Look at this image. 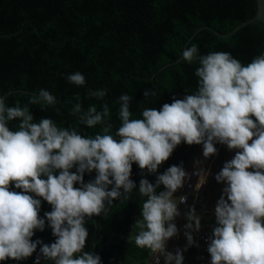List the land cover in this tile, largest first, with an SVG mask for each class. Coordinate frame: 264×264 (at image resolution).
I'll return each instance as SVG.
<instances>
[{
    "label": "clouds",
    "instance_id": "1",
    "mask_svg": "<svg viewBox=\"0 0 264 264\" xmlns=\"http://www.w3.org/2000/svg\"><path fill=\"white\" fill-rule=\"evenodd\" d=\"M182 56L199 64L197 91L174 98L159 110L145 109L141 119L130 118L132 97L122 94L121 125L115 135L110 134L106 104L100 111L95 105L83 111L79 102L73 107L81 123L90 128L103 125L101 133L85 136L50 118L34 122L27 105L17 102L9 107L0 96V261L28 258L40 245V256L54 264H101L98 254L84 251L89 236L86 218L106 212V205L122 194L129 199L127 194L136 187L130 179L133 163L154 173L184 142L202 144L205 158L217 153L216 143L238 150L215 176L226 186L215 206L216 226L207 248L211 264H264V53L244 65L228 52L200 55L193 44ZM67 79L85 84L80 72ZM106 94V89L89 93L97 99ZM150 95L155 92H144L146 98ZM28 103L43 108L56 99L40 89ZM14 120L19 121L15 131L9 127ZM93 170L95 179L85 183L84 173ZM202 173L206 172H196L197 190L206 181L207 173L201 178ZM188 176L182 165L170 166L155 184L143 178L139 182L138 192L147 199L134 224L140 229L134 242L155 254V264H160L161 256L164 264H183L182 251H167V241L178 233L173 221L180 215L178 204L187 200L173 194ZM13 185L21 191L11 190ZM160 185L165 190L157 194ZM35 197L51 205L44 218L39 216L41 199ZM185 217L184 227L190 231L184 235L192 245L191 231L200 230L201 217L194 208ZM45 219L56 237L51 244L31 239L35 230H44ZM40 256L35 264H40Z\"/></svg>",
    "mask_w": 264,
    "mask_h": 264
},
{
    "label": "trees",
    "instance_id": "2",
    "mask_svg": "<svg viewBox=\"0 0 264 264\" xmlns=\"http://www.w3.org/2000/svg\"><path fill=\"white\" fill-rule=\"evenodd\" d=\"M256 9V0H0V96L27 92L10 94L6 105H27L34 122L50 118L59 127L74 128L85 136L101 133L103 125L90 128L81 123L80 114L72 113L73 107L79 102L83 111L92 105L100 111L106 104L110 134L115 135L121 125L118 101L122 94L132 97L130 118L141 119L145 109L159 110L174 98L183 99L197 91L198 62L189 63L183 57L178 61L187 47L197 45L200 55L228 52L244 65L264 53L261 23L247 25L227 38L208 29L227 34L253 18ZM75 72L83 74L84 85L68 81V75ZM40 89L49 91L56 103L43 108L29 104ZM101 89L107 90L102 99L89 95ZM145 91L155 95L146 98ZM18 123L10 121V129L17 130ZM200 146L181 142L154 173L133 163L130 179L136 187L127 194L129 199L122 194L106 205V212L86 218L89 236L84 251L92 252L96 227L94 254L100 256L101 264H147L152 252L134 242L140 231L134 224L147 199L138 192L139 182L143 178L155 184L157 176L170 166L182 165L187 172ZM95 176V170L85 172L83 180L87 183ZM11 190L21 191L14 185ZM164 190L160 185L156 193ZM35 198L41 199L39 216L44 218L51 205ZM207 225L213 231L215 219L206 217ZM31 239L51 244L56 237L45 219L44 230H35ZM39 249L37 245L28 258L0 264H35ZM191 253V249L184 251ZM40 264L54 262L40 256Z\"/></svg>",
    "mask_w": 264,
    "mask_h": 264
},
{
    "label": "rangeland",
    "instance_id": "3",
    "mask_svg": "<svg viewBox=\"0 0 264 264\" xmlns=\"http://www.w3.org/2000/svg\"><path fill=\"white\" fill-rule=\"evenodd\" d=\"M249 143H251V141H249ZM215 147L217 148V153L215 155L209 156L208 158H205L203 156V145L201 144V146L199 147V149L197 150L195 155L191 158V160L188 163V167H191L193 164L194 167H196V170L202 169L205 171V169H206L205 172L207 173V175H206V173L201 174V178L204 175H206V181L201 186L200 193L204 197L206 196V198H204L206 200V217H209L212 219H215V206H216L217 201L220 199L221 195L223 194V192H222L223 188L226 186V184L224 182L218 183L215 180V176H216V174H218L220 172L224 163L231 160L235 156L236 151H238L236 149L229 150L226 145H223L220 143H216ZM197 161L198 162H206V165H203L201 168L200 164H198ZM184 187H185V182H184L183 187L181 188L182 189V195L181 196H183L185 193ZM193 190H195V188ZM188 196H189V198H187L188 201L186 202L184 209L188 208V205L192 204V201L194 200V196H193L192 192H190V194ZM225 199H226V197H225ZM203 202L204 201H202L200 203V206L198 208H201ZM179 207H180V203H179ZM182 213H183V211L181 212V214ZM181 214L176 219L180 218ZM182 220H186L185 213H184V215H182V217L179 219L178 222H181ZM176 222H177V220H176ZM176 222H175V224H176ZM200 224H201V222H200ZM201 225H203V224H201ZM185 237L186 236L184 235V233H182V237L180 236V238H179L180 239L179 245L175 244V242L174 243L172 242V244H174V246H176V245L177 246H183L184 241L187 242V238L185 240ZM172 248H173V246L170 245V250Z\"/></svg>",
    "mask_w": 264,
    "mask_h": 264
},
{
    "label": "crops",
    "instance_id": "4",
    "mask_svg": "<svg viewBox=\"0 0 264 264\" xmlns=\"http://www.w3.org/2000/svg\"><path fill=\"white\" fill-rule=\"evenodd\" d=\"M198 164H200V166H201V168H202V166L203 165H206V162H199ZM196 165V164H195ZM192 170H196V167H194V165L192 164V166L191 167H188V170H187V173H190ZM197 171H198V169H197ZM205 171H206V169H205ZM199 180V177L196 179V181H195V186H194V188H195V190H192L191 192H192V194H193V196H194V200L192 201V204H189L188 205V208H185L184 209V207L182 208V211H183V213L181 214V217H182V215H184V213H187L188 211H189V209H191V208H194V210H195V213L197 214V215H199L200 217H201V219H200V222H201V224H203V227H207L208 229H211V225H207L206 226V200L204 199V198H206V196L204 197L203 195H201V193H200V189H201V187L197 190L196 189V186H197V184H198V181ZM181 195H182V189L180 188V189H178L174 194H173V196H174V198H179V197H181ZM188 198H189V196H188ZM187 201H188V199H187ZM202 201H204L203 203H202V206H201V208H198L199 206H200V203L202 202ZM178 208H179V204H178ZM180 217V218H181ZM180 218H178V219H174V221L176 222V220H177V222H176V226H177V229H178V233H177V235L175 236V237H173V238H170L168 241H167V250L169 251V252H172L173 254H175V252H176V250L177 249H180L181 251H182V255H183V257H184V259H183V262H185V261H188V260H191L192 259V255H193V251H192V253L189 255H186V254H184V251H185V249L186 250H190V248L188 247V244H187V242L186 241H184V244H183V246H177V245H179V243H180V236H181V234L182 233H185L184 231H188L187 229H185V227H184V225L186 224V223H188V221H187V219L186 220H182L181 222H178L179 221V219ZM207 218H209V217H207ZM173 221V222H174ZM203 221V222H202ZM205 221V222H204ZM174 222V223H175ZM190 231V230H189ZM172 242L174 243L175 242V244H177L176 246H174V244H172ZM186 242V243H185ZM186 244V245H185ZM170 245L171 246H173V248L170 250ZM152 256H153V254L151 255V257H150V259H149V262L147 263V264H151V259H152Z\"/></svg>",
    "mask_w": 264,
    "mask_h": 264
},
{
    "label": "built area",
    "instance_id": "5",
    "mask_svg": "<svg viewBox=\"0 0 264 264\" xmlns=\"http://www.w3.org/2000/svg\"><path fill=\"white\" fill-rule=\"evenodd\" d=\"M196 172L197 170H192L189 173L188 178L185 180V187H184L185 193L183 196H186L187 198L190 192L194 189L195 181L198 177L196 175ZM186 202L180 203V207L178 208L180 214ZM191 235L193 236L194 242L192 245H188V247L193 251L192 259L183 262V264H211V257L207 251V248L210 242L209 238L212 236V230L205 228L203 227V225H201L200 230L198 232L191 231ZM155 258H156L155 254H153L151 259V264H155ZM160 264H164V259L162 256L160 257Z\"/></svg>",
    "mask_w": 264,
    "mask_h": 264
},
{
    "label": "water",
    "instance_id": "6",
    "mask_svg": "<svg viewBox=\"0 0 264 264\" xmlns=\"http://www.w3.org/2000/svg\"><path fill=\"white\" fill-rule=\"evenodd\" d=\"M257 3V9H256V13L254 15L253 18L249 19L248 21H245L241 24H239L238 26H236L231 32L227 33V34H221L218 31L208 28L210 31H212L216 36L220 37V38H227L232 36L234 33H236L237 31H239L241 28L250 25V24H254V23H261L263 28H264V0H256ZM192 39V38H191ZM190 39V40H191ZM189 43V42H188ZM183 56L180 57V59L178 61H180L182 59ZM177 63V62H176ZM169 65H166L164 67H162L161 69H165L167 67H169ZM13 93H24L27 94V92L24 91H11L8 94L4 95L3 97L6 98L8 97L10 94ZM95 238H96V227L94 229V236H93V248H92V252L94 254V250H95Z\"/></svg>",
    "mask_w": 264,
    "mask_h": 264
}]
</instances>
